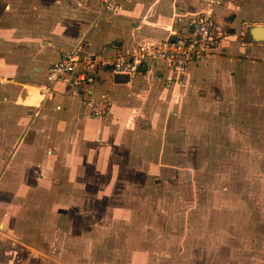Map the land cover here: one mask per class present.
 <instances>
[{
	"label": "rangeland",
	"instance_id": "374dc122",
	"mask_svg": "<svg viewBox=\"0 0 264 264\" xmlns=\"http://www.w3.org/2000/svg\"><path fill=\"white\" fill-rule=\"evenodd\" d=\"M214 71L132 145L77 131L62 158L7 137L0 96V264H264V59Z\"/></svg>",
	"mask_w": 264,
	"mask_h": 264
},
{
	"label": "crops",
	"instance_id": "0c3cea01",
	"mask_svg": "<svg viewBox=\"0 0 264 264\" xmlns=\"http://www.w3.org/2000/svg\"><path fill=\"white\" fill-rule=\"evenodd\" d=\"M113 1L117 9L106 10L104 0H0V96L3 106L8 105L1 119L7 137L15 140L25 131L35 138H61L60 158L62 137L63 146L69 147L77 131L78 137L88 133L99 145L114 134L113 143L125 148L142 135L141 128L153 125L163 108L175 116L184 112L181 106L189 107L207 70L215 68L211 74L226 78L248 58L264 59V41H252L247 33L250 26L264 25V3L261 10L257 0ZM205 7L212 10L220 37L212 54L193 60L179 77L160 64L133 77L97 67L94 82L84 90L94 98L109 99L110 112L101 119L90 118L87 108L70 95L68 83L55 84L52 94L42 97L46 71L63 51L82 45L90 54H111L173 31L187 33L193 13ZM28 89L38 94L30 104L22 102ZM47 123L54 126L53 132H47ZM85 123H96L101 132L87 131ZM71 126L76 134L68 129Z\"/></svg>",
	"mask_w": 264,
	"mask_h": 264
},
{
	"label": "built area",
	"instance_id": "2783aa9c",
	"mask_svg": "<svg viewBox=\"0 0 264 264\" xmlns=\"http://www.w3.org/2000/svg\"><path fill=\"white\" fill-rule=\"evenodd\" d=\"M104 3L106 10L118 7L113 0H104ZM189 28L190 32L179 34L173 31L163 39L141 41L132 50L111 54H90L82 49V45L65 50L48 67L41 95L48 97L55 84L68 83L71 85L70 95L87 108L90 118L101 119L110 112L109 99L105 95L94 98L84 90L94 82L97 67L103 66L116 74L133 77L145 67L160 64L179 77L193 60L212 54L220 37L218 24L209 7L193 13Z\"/></svg>",
	"mask_w": 264,
	"mask_h": 264
},
{
	"label": "water",
	"instance_id": "95a60500",
	"mask_svg": "<svg viewBox=\"0 0 264 264\" xmlns=\"http://www.w3.org/2000/svg\"><path fill=\"white\" fill-rule=\"evenodd\" d=\"M252 41H264V25H254L247 29Z\"/></svg>",
	"mask_w": 264,
	"mask_h": 264
}]
</instances>
